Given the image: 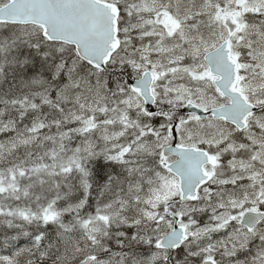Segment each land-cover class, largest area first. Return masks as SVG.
Listing matches in <instances>:
<instances>
[{
	"label": "snow or ice",
	"instance_id": "6c2138e0",
	"mask_svg": "<svg viewBox=\"0 0 264 264\" xmlns=\"http://www.w3.org/2000/svg\"><path fill=\"white\" fill-rule=\"evenodd\" d=\"M0 264H264V0H0Z\"/></svg>",
	"mask_w": 264,
	"mask_h": 264
}]
</instances>
